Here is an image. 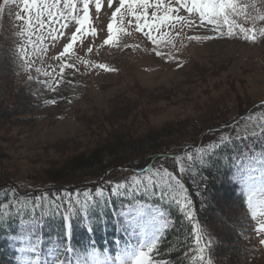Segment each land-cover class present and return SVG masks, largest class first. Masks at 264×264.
<instances>
[{
    "label": "rangeland",
    "instance_id": "1",
    "mask_svg": "<svg viewBox=\"0 0 264 264\" xmlns=\"http://www.w3.org/2000/svg\"><path fill=\"white\" fill-rule=\"evenodd\" d=\"M17 1L0 0V28L15 16ZM45 2L52 4L55 0H36L35 7L29 0L31 11H25L24 0L19 3L26 19L21 26L24 43L30 50L38 40L44 58L42 69L53 85L72 92L71 84L78 81L76 89L80 93L86 89V98L62 117L56 116L60 108L50 105L36 112L40 118L33 117L20 126L13 114L15 121L0 119V174L5 180L44 176L68 157L90 153L106 134L119 129L132 128L138 136L182 122L189 125L185 128L197 126L204 133L215 126L216 136L220 129H227L226 125H218L249 114L264 101V45L218 38L222 33L220 25L210 24L207 19L201 21L198 12L183 7L185 2L190 7L192 0H162L159 9L150 7L147 21L154 25L151 29L144 26L143 18L139 21L142 27L137 28L132 10L141 15L144 12L138 3L133 9L126 3L113 19L112 13L120 7L119 0H112L111 6L109 0H99V10L97 0H88L89 18L82 31L76 33L78 39L73 48L63 56L65 45L80 27L77 21L83 19V0H72L74 10L65 8V0H59L57 7L51 9L53 16L45 9L37 21L38 10L43 9ZM156 2L150 0L151 4ZM167 9L176 11L166 12ZM153 11L157 16L166 14L172 19L161 24L151 16ZM65 22L66 29L62 27ZM109 24L113 25L112 40L105 44L110 35ZM58 61L64 65L55 67ZM79 61L85 64L80 66ZM7 90L6 83L0 81V110L9 103L10 108L20 107L21 93L12 94L11 102L3 101ZM250 115L256 116L258 124L264 119L258 111ZM188 138L194 142L201 136L194 133ZM234 173L241 185L240 192L248 196L251 207L249 211L248 207H240L236 199L225 193L226 199L217 201L214 232L228 249L222 248L223 256L233 255L236 235L237 245L245 249L238 264H264V157L240 162ZM105 176L102 181L118 182L131 179L134 174L120 169ZM243 210L249 213L248 217ZM162 220L157 213H150L145 218L143 233L137 230L136 235H131V229H127V240L116 254L94 250L75 253L74 258L61 257L55 248L42 253L32 239L23 237L18 249L19 263L135 264L140 252L145 253L143 259L148 261L147 247L156 240ZM209 234L204 232L211 242ZM125 245L133 249H126Z\"/></svg>",
    "mask_w": 264,
    "mask_h": 264
},
{
    "label": "trees",
    "instance_id": "2",
    "mask_svg": "<svg viewBox=\"0 0 264 264\" xmlns=\"http://www.w3.org/2000/svg\"><path fill=\"white\" fill-rule=\"evenodd\" d=\"M21 1L16 2L12 20L0 28V81L6 83L8 89L3 93V101L11 102V95L15 93H21L22 100L20 107L10 108L11 103L2 106L0 119L19 121V126L32 121L33 117L40 118L36 112L50 105L60 108L56 116L67 115L78 101L86 98V89H81V93L76 89L78 81L71 84L72 92L52 84L42 69L44 58L38 40L28 50L21 31L26 22ZM234 2L236 11L226 10L229 21L233 22V34L229 36L228 25L217 18V24L222 26L220 39L264 45V35L260 32L264 29V20L258 18L264 16V0ZM241 28L247 31L241 32ZM253 36L255 42L251 39ZM79 64L83 66L85 62L79 61ZM62 65L58 61L55 67ZM212 106L217 108L214 103ZM212 106L209 108L214 111ZM252 111L264 115V103ZM250 113L237 116L233 121L225 120L218 126L226 125L227 129H220L216 136L215 126L204 133L199 132L197 126L185 128L189 125L182 122L138 136L132 128L119 129L106 134L90 153L74 154L44 176L5 180L0 174V264H19L18 249L23 237L32 239L42 251L52 247L61 252L68 247L80 252L93 248L101 252L116 250L125 239L123 213L134 202L129 189L135 181L146 184L147 177L156 179L165 168L175 177L170 181L173 190L166 200L158 197L148 200L139 192L134 194L135 199L156 203L158 212L164 214L162 218L168 223V227L161 230L155 249L148 248V258L153 264L157 261L160 264H238L245 255L244 247L237 245L239 240L234 235L233 257L223 256L222 248L228 249L215 235L213 216L219 208L217 201L226 199L225 193L230 199H236L240 207H248V211L251 207L248 196L240 192L241 185L234 178L240 162L264 157V119L258 124L256 116ZM253 120L256 122L251 124ZM194 133L201 138L191 142L188 137ZM221 136L228 139L221 142ZM189 155L192 160L187 159ZM181 167L184 171H179ZM120 169L133 173L135 181L133 177L118 182L101 180L103 175L106 178ZM177 180L184 185L183 189L177 185ZM118 184L124 187L113 194L112 189ZM97 189L102 191V196L96 195ZM152 190L160 191L155 187ZM86 191L92 197L90 201L83 195ZM37 196L41 197L39 206ZM85 202L87 211L82 207ZM57 203L61 205L59 209L55 206ZM204 232L211 233V242Z\"/></svg>",
    "mask_w": 264,
    "mask_h": 264
},
{
    "label": "snow or ice",
    "instance_id": "3",
    "mask_svg": "<svg viewBox=\"0 0 264 264\" xmlns=\"http://www.w3.org/2000/svg\"><path fill=\"white\" fill-rule=\"evenodd\" d=\"M32 3H33V7H35L36 6V0H32ZM126 3H127V7L129 9H133V5H135L137 3L139 4V7L144 9V12L142 15L140 13H137L134 9L132 10V16L135 17V19L137 21V28L142 27V25L139 24V21L142 18L145 20L144 26H147L149 29L154 27L153 24H149L147 21V16H148L147 10L150 7H154L156 9H159L162 6V0H157V2L155 4H151L150 0H130V2H129V0H119L120 7H117L115 9V11L112 13L113 19H115L117 14L121 12V9L124 8ZM28 4H29V0H24L25 11H31L28 8ZM58 4H59V0H55V3H52V4H48L45 2L43 5V9L38 10V14L36 17L37 21H40V13L45 9L48 10L49 16H53V12L51 11V9L57 7ZM111 4H112V0H109V6H111ZM100 7H101V5L99 3V0H97V4H96L97 10H99ZM183 7L187 8V10L189 12H192L193 10H195L196 12L199 13L201 21H204L205 19H207L208 23H210V24L217 23V18H222L223 23L225 25H228V29H229L228 35L231 36L233 34V32H232L233 22L229 21L228 15L226 14V10L231 9L233 12L236 11L237 5L234 2V0H192L190 7L187 5L186 2L183 4ZM253 7H254V5H253ZM65 8L70 9V10H74L75 5L72 3V0H65ZM167 11H176V9H167L166 12ZM83 14H84L83 19L77 21V24L80 25V27H77L75 32L71 35L70 43L65 45L63 52L61 53V56H63L64 53H68L69 50L73 48V44L78 39L76 33H80L82 31V26H83L84 22L87 21L89 18V2H88V0H83ZM60 15L63 16V13H61ZM151 16L154 19L159 20V22L161 24L164 23V21H166V20L172 19L170 16H168L166 14L164 16H157V12H155V11H153L151 13ZM258 18L261 20H264V16H259ZM176 19H180V18L177 17ZM29 23H31V18H29ZM41 23H42V21H41ZM129 23H131V21H129ZM62 27L66 29L68 27L67 23L65 22L62 25ZM112 31H113V25L109 24L108 25V32L110 35H109L108 39L105 40V44H108L111 42ZM240 31L246 32L247 30L241 28ZM260 32H261V35H264V29H261ZM206 38H212V37H206ZM245 38L249 39V37H247V36ZM251 39L253 40V42H255L254 36L251 37ZM89 51H91V48H89ZM100 67L103 68L105 66L100 65ZM37 71H39V70H37ZM227 139H228V137H224V136L220 137L221 142H223ZM198 151H199V149H198ZM187 159L192 160L193 157L191 155H189L187 157ZM209 160H211V155L209 156ZM179 171H184V169L181 167L179 169ZM146 179H147L146 184H140V182L135 181V177H133L135 184L132 186V188L129 189V194L132 195L134 202L132 204H129L126 207V210L123 213V217H124V227L126 230L131 229V233H130L131 235H136L137 230H139L140 233H143L145 231V218H147L150 213H157L158 216H161V217L164 216V214L162 212H158V209L156 207V203H146L141 199H135L134 194L139 192L143 196L147 197L148 200H151L153 197H158L160 200H166L167 197L169 196V192L173 190V185L170 183V181L175 179V177L173 176L172 171L165 168L162 175L157 174L156 179H153L152 177H147ZM176 183H177V185L180 186V188H182V189L184 188V185L180 184L179 180H177ZM123 187H124L123 184H118L115 189H112L113 194L116 193V189L123 188ZM153 187L160 189V191H158V192L153 191L152 190ZM83 195L86 198V201H90L92 199V197L90 196V194L87 191L84 192ZM96 195L102 196L103 193L101 190L97 189ZM35 199L37 201V206H39V201H40L41 197L37 196ZM44 199H47V196H45ZM172 199L177 204H180V200H177L175 196H173ZM184 199L186 200L187 197L185 196ZM76 203L79 204L80 201L77 200ZM55 206L57 209H59L61 205L57 203ZM68 206H69V209H71V201L68 202ZM82 207L84 208L85 211H87L88 203L85 202L82 205ZM161 224H162V229L168 227V223H167L166 218L161 221ZM262 230H264V226H262ZM262 243H264V241H262ZM150 248L155 249V241H153L152 245H150ZM144 256H145V253L140 252L138 254V258L135 261V264H153V261L150 259L148 261H145L143 259ZM156 264H160V262L157 261Z\"/></svg>",
    "mask_w": 264,
    "mask_h": 264
}]
</instances>
